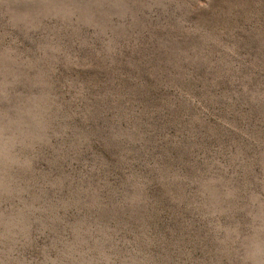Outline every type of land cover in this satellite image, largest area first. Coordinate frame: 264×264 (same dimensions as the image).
I'll list each match as a JSON object with an SVG mask.
<instances>
[{"label": "rangeland", "instance_id": "rangeland-1", "mask_svg": "<svg viewBox=\"0 0 264 264\" xmlns=\"http://www.w3.org/2000/svg\"><path fill=\"white\" fill-rule=\"evenodd\" d=\"M0 264H264V0H0Z\"/></svg>", "mask_w": 264, "mask_h": 264}]
</instances>
